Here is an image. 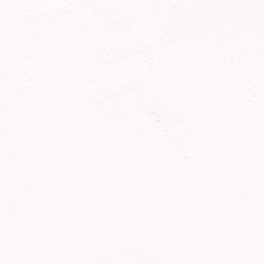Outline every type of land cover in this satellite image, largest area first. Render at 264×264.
<instances>
[{"label": "snow or ice", "instance_id": "6c2138e0", "mask_svg": "<svg viewBox=\"0 0 264 264\" xmlns=\"http://www.w3.org/2000/svg\"><path fill=\"white\" fill-rule=\"evenodd\" d=\"M0 264H264V0H0Z\"/></svg>", "mask_w": 264, "mask_h": 264}]
</instances>
